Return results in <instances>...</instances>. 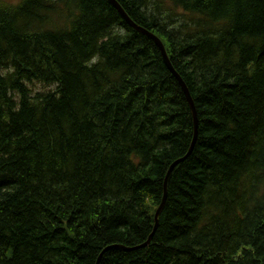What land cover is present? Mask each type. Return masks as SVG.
Wrapping results in <instances>:
<instances>
[{
  "label": "trees",
  "instance_id": "1",
  "mask_svg": "<svg viewBox=\"0 0 264 264\" xmlns=\"http://www.w3.org/2000/svg\"><path fill=\"white\" fill-rule=\"evenodd\" d=\"M116 1L194 149L108 0H0V264H264V0Z\"/></svg>",
  "mask_w": 264,
  "mask_h": 264
},
{
  "label": "water",
  "instance_id": "2",
  "mask_svg": "<svg viewBox=\"0 0 264 264\" xmlns=\"http://www.w3.org/2000/svg\"><path fill=\"white\" fill-rule=\"evenodd\" d=\"M108 1L114 6V8H116V10L119 12L121 17L127 22V24L132 29L136 30L137 32H139V33H141V34H143L145 36H147L148 38H150L151 40H153L155 42V44L157 45V47L159 48V50H160V52L162 54V58H163L165 64L167 65V67L169 68L171 73L175 76V78L180 83V85H181V87H182V89H183V91L185 93V96H186V98L188 100V103H189V105L191 107L193 120H194V140L192 142V146L190 147L189 153L187 155V156H189L191 154L192 150L194 149V145H195V142H196L197 137H198L199 121H198L197 110H196L194 101H193V99L191 97V94L189 92V89H188L187 85L183 81L182 77L176 72V70L172 66V64L170 62V59H169V57L167 55L165 46L162 43V41L154 33L150 32V31L138 26L136 23H134L132 21V19L127 15V13L124 11V9L120 6V4L116 0H108ZM183 160L184 159L175 162L171 166V168L169 169V171L167 173V176H166L165 181H164V195H163V199H162L161 204L159 205V207H158V209L156 211V214H155V229H154V231L156 230V228L158 226L159 217H160V215H161V213H162V211H163V209H164V207L166 205L167 187H168V182H169L171 173L173 172L174 168ZM149 241H148V243H149ZM147 244H145V245H147ZM113 247H119V248H121L123 250L130 251V249H127V248L122 247V246H113Z\"/></svg>",
  "mask_w": 264,
  "mask_h": 264
},
{
  "label": "rangeland",
  "instance_id": "3",
  "mask_svg": "<svg viewBox=\"0 0 264 264\" xmlns=\"http://www.w3.org/2000/svg\"><path fill=\"white\" fill-rule=\"evenodd\" d=\"M9 1H11V2H17V1H19V0H9ZM2 72H6V70H4V71H2ZM32 89H33V92H34V94L35 93H37V92H45V91H47V90H49V88H44L43 86H41V85H35V86H32Z\"/></svg>",
  "mask_w": 264,
  "mask_h": 264
},
{
  "label": "bare ground",
  "instance_id": "4",
  "mask_svg": "<svg viewBox=\"0 0 264 264\" xmlns=\"http://www.w3.org/2000/svg\"><path fill=\"white\" fill-rule=\"evenodd\" d=\"M159 37V36H158Z\"/></svg>",
  "mask_w": 264,
  "mask_h": 264
}]
</instances>
